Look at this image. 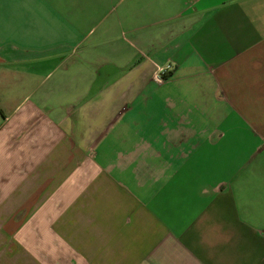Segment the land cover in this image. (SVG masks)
<instances>
[{"label": "crops", "instance_id": "obj_1", "mask_svg": "<svg viewBox=\"0 0 264 264\" xmlns=\"http://www.w3.org/2000/svg\"><path fill=\"white\" fill-rule=\"evenodd\" d=\"M0 264H264V0H0Z\"/></svg>", "mask_w": 264, "mask_h": 264}, {"label": "built area", "instance_id": "obj_2", "mask_svg": "<svg viewBox=\"0 0 264 264\" xmlns=\"http://www.w3.org/2000/svg\"><path fill=\"white\" fill-rule=\"evenodd\" d=\"M172 70L171 68V65H168L166 67H162V68H159L156 76H155V81L157 83H161L163 81V78L168 74L170 73V71Z\"/></svg>", "mask_w": 264, "mask_h": 264}]
</instances>
